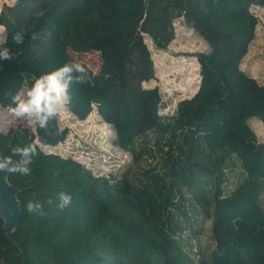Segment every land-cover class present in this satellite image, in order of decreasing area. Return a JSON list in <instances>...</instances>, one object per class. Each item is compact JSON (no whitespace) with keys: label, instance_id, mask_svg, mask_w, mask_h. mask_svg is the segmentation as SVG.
<instances>
[{"label":"trees","instance_id":"16d2710c","mask_svg":"<svg viewBox=\"0 0 264 264\" xmlns=\"http://www.w3.org/2000/svg\"><path fill=\"white\" fill-rule=\"evenodd\" d=\"M255 4L17 0L2 11L7 43L0 50L7 47L12 59H0V107L9 112L15 107L12 97L29 90L34 78L76 62L69 51H97L105 75L138 85L133 113L118 117L109 100L93 96L85 84H73L67 107L85 122L96 106L114 128L117 146L135 165L150 164L140 172L128 169L113 183L112 176H95L71 158L44 152L41 145L58 146L67 139L69 130L60 128L58 116L47 129L16 123L18 130L0 132V154L10 156L31 143L39 153L30 176L8 174L21 213L12 240L0 219V264H264V143L249 125L246 105L234 98L231 81L243 76L239 68L255 39ZM181 16L210 52L197 55V93L180 101L175 115L162 116L159 88H140L155 76L145 36L166 50L175 38L173 21ZM17 31L23 32V44L13 41ZM236 167L240 181L226 193L227 172ZM61 192L72 196L64 210L57 207ZM29 201L42 203L46 214L29 213ZM193 205L212 221L215 242L207 260L199 262L179 239L183 224L192 220Z\"/></svg>","mask_w":264,"mask_h":264},{"label":"rangeland","instance_id":"374dc122","mask_svg":"<svg viewBox=\"0 0 264 264\" xmlns=\"http://www.w3.org/2000/svg\"><path fill=\"white\" fill-rule=\"evenodd\" d=\"M16 1L1 0L2 11L14 6ZM255 3L251 7V13L259 19L255 39L251 42L249 53L239 68L243 76L241 78L233 76L231 81L234 98L246 105L251 113L250 119L259 125L258 129H255L259 135L258 141L264 143V0H255ZM173 26L175 38L166 50L156 49L152 39L145 36L154 61L155 76L151 81L143 82L140 88H159L162 95L159 113L162 116L175 115L178 103L193 97L192 93L196 92L201 83L197 55L210 52L208 43L184 17L176 18ZM0 30L6 32L1 26ZM69 54L76 62L89 69L91 82L84 84L93 96L108 99L111 108L120 118L133 113L134 105L138 101V95L135 93L138 85L135 82H120L115 77L105 75L102 71V58L97 51L87 53L69 51ZM27 91L28 89L24 88L21 93L26 94ZM16 119L10 112L0 107V132L6 134L12 128L17 129L16 123H23L34 131L35 125L23 119L18 121ZM58 121L61 129L69 130L67 139L58 146L41 145V149L46 153L71 158L91 170L95 176H112L113 183H116L128 169L133 168L140 172L150 164V161H143L140 166L135 165L131 154L117 146L114 128L103 120L96 106L85 122H80L68 107L58 115ZM239 174V167L227 172L226 193H230L236 187L240 181ZM191 217L190 222L183 224L185 230L179 237L180 242L195 262L207 260L215 248L212 221L204 218L196 205L191 206Z\"/></svg>","mask_w":264,"mask_h":264},{"label":"clouds","instance_id":"9594fccd","mask_svg":"<svg viewBox=\"0 0 264 264\" xmlns=\"http://www.w3.org/2000/svg\"><path fill=\"white\" fill-rule=\"evenodd\" d=\"M6 32L0 30V46L7 43ZM31 39L37 37L33 35ZM16 44L24 43L23 32L17 31L13 36ZM0 59L11 60L7 47L0 50ZM91 77L89 69L78 62H69L56 70L34 78V83L26 94L17 93L12 97L15 107L9 106V112L18 119L26 120L29 124L37 125L42 129H47L50 121L67 108L71 103V88L73 84L90 83ZM37 145L31 143L25 147H16L12 150V155L4 156L0 154V173L19 174L30 176L32 169L30 165L33 158L38 155ZM13 156H18L19 160H14ZM49 205L53 200L47 201ZM72 203V196L66 192L58 195L57 207L64 210ZM29 213L45 215L44 205L37 201H29L26 205Z\"/></svg>","mask_w":264,"mask_h":264},{"label":"water","instance_id":"95a60500","mask_svg":"<svg viewBox=\"0 0 264 264\" xmlns=\"http://www.w3.org/2000/svg\"><path fill=\"white\" fill-rule=\"evenodd\" d=\"M0 178L3 180L0 182V219L4 222L3 230L6 236L12 240L21 213L18 190L9 183L7 173H0Z\"/></svg>","mask_w":264,"mask_h":264},{"label":"crops","instance_id":"0c3cea01","mask_svg":"<svg viewBox=\"0 0 264 264\" xmlns=\"http://www.w3.org/2000/svg\"><path fill=\"white\" fill-rule=\"evenodd\" d=\"M2 28H4L3 26H1ZM5 29V28H4ZM6 35V33H5ZM244 61V60H243ZM242 61V63H243ZM256 121L253 122V119H249V124L251 125L252 129L254 130V132L257 134V136L259 137L257 131L255 130L256 128L258 129L259 125L258 123H255Z\"/></svg>","mask_w":264,"mask_h":264},{"label":"bare ground","instance_id":"6f19581e","mask_svg":"<svg viewBox=\"0 0 264 264\" xmlns=\"http://www.w3.org/2000/svg\"><path fill=\"white\" fill-rule=\"evenodd\" d=\"M0 11H2L1 0H0ZM0 182H3V180L1 178H0Z\"/></svg>","mask_w":264,"mask_h":264}]
</instances>
